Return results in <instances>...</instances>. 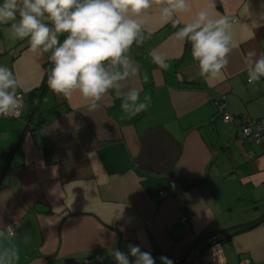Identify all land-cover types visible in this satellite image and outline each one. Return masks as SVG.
Instances as JSON below:
<instances>
[{
  "label": "crops",
  "instance_id": "1",
  "mask_svg": "<svg viewBox=\"0 0 264 264\" xmlns=\"http://www.w3.org/2000/svg\"><path fill=\"white\" fill-rule=\"evenodd\" d=\"M190 3L195 13L207 0ZM214 3V14L235 21L239 43L221 80L199 74L191 45L173 38L178 28L154 6L148 38L128 53L139 71L121 82L124 92L150 94L147 110L128 119L110 90L89 112L78 93L65 100L48 88L23 138L51 63L1 25L0 66L22 81L17 92L26 101L21 119L0 118V180L22 138L0 187V250L18 248L15 264H116L112 249L128 253L129 245L150 252L155 264L161 256L175 264L193 248L204 251L214 234L224 263L264 264V141L242 132L244 117L264 120V78L249 85L244 63L247 52L264 53V0ZM179 18L182 27L192 14ZM151 51L167 58L168 69ZM223 97L232 123L217 113ZM256 221L250 231L232 229ZM12 225L14 237L6 233Z\"/></svg>",
  "mask_w": 264,
  "mask_h": 264
},
{
  "label": "clouds",
  "instance_id": "2",
  "mask_svg": "<svg viewBox=\"0 0 264 264\" xmlns=\"http://www.w3.org/2000/svg\"><path fill=\"white\" fill-rule=\"evenodd\" d=\"M154 6L158 7L159 19L164 24L178 28L173 38L191 45L199 74L207 82L221 80L229 56L239 43L233 35L235 21L214 14V0H207L195 13L190 0H2L0 25L10 24L12 39H27L28 51L33 55L49 53L53 66L47 86L53 93L65 100L78 93L87 110L93 112L101 107L100 101L110 90H115L116 98L122 101V112L131 119L147 110L151 96L145 93L141 99L135 88L124 92L121 82L139 71L128 53L133 44L141 46L148 38L145 25ZM181 14H192V18L178 27L182 23ZM62 35L65 38L61 42ZM149 54L160 69H168L164 55L155 51ZM244 63L249 85L264 78V53L257 56L255 51H249ZM143 79L147 82V73ZM21 87L22 81L13 71L0 66V117L20 115L24 98L17 89ZM11 227H6L9 234ZM4 236L5 230H0V237ZM219 248L217 245L216 249ZM128 249V253L112 249L116 264H155L150 252L136 245H129ZM214 255L217 256V250ZM19 258V250L14 246L0 250V264H15ZM97 260L102 261L103 257ZM160 261L173 264L165 256Z\"/></svg>",
  "mask_w": 264,
  "mask_h": 264
},
{
  "label": "built area",
  "instance_id": "3",
  "mask_svg": "<svg viewBox=\"0 0 264 264\" xmlns=\"http://www.w3.org/2000/svg\"><path fill=\"white\" fill-rule=\"evenodd\" d=\"M22 95V94H20ZM23 107L20 110V115L18 117H0L1 119H21L23 114V109L25 105V97ZM226 98L223 97L220 101L216 103V109L218 115L220 114L227 122H233V117L226 113ZM242 132L244 137L249 138L254 142L264 141V120L262 119H251L244 117L242 119ZM247 130V131H246ZM177 183L172 181L170 183L171 189L177 188ZM171 191H162L160 197L164 200L171 198ZM17 225H12L10 234L9 230H6V233L10 237L16 236ZM222 237L219 234L212 235L207 238V246L204 251H199L198 249L193 248L184 258L178 259L175 264H226L220 260L222 253L221 250ZM219 245L220 248L216 249V246ZM214 250H217V256L214 255ZM241 264H256L249 260H243Z\"/></svg>",
  "mask_w": 264,
  "mask_h": 264
},
{
  "label": "water",
  "instance_id": "4",
  "mask_svg": "<svg viewBox=\"0 0 264 264\" xmlns=\"http://www.w3.org/2000/svg\"><path fill=\"white\" fill-rule=\"evenodd\" d=\"M47 54L49 55V53H47ZM47 79H48V78H47ZM47 89H48V86H47V80H46V82H45V84H44V86H43V88H42V90H41V93H40L39 99H38V101L36 102V104H35V106H34V108H33V111H32V113H31V116H30V118H29V120H28L27 127L25 128V130H24V132H23V134H22V138H23L24 134L26 133V131H27L29 125L32 123L33 118L35 117V115H36L38 109L40 108V106H41V102H42V100H43V97H44V95H45ZM22 138H21V139H22ZM21 139H20V141H19V143H18V145H17V147H16V149H15V151H14V153H13V155H12V157H11V159H10V161H9V163H8V165H7V167H6V169H5V172H4V174H3V176H2V178H1V180H0V187H1L2 183H3V180H4V178H5L6 174H7V172H8V170H9L10 166H11V163H12V160H13V156L15 155V153H16V151H17V149H18V146H19V144H20V142H21ZM196 184H198V183H193L192 185H190L189 188L195 186ZM260 221H261V220H260ZM260 221H256V222L248 223V224H246V225H244V226H243V225H242V226H237V227H234V228H232V229H234V230H238V229H240V228L245 227V229L243 230V232H247V231L252 230L254 227H256Z\"/></svg>",
  "mask_w": 264,
  "mask_h": 264
},
{
  "label": "trees",
  "instance_id": "5",
  "mask_svg": "<svg viewBox=\"0 0 264 264\" xmlns=\"http://www.w3.org/2000/svg\"><path fill=\"white\" fill-rule=\"evenodd\" d=\"M0 35H1V25H0ZM50 66H52V64L50 65ZM50 66H49V71H50ZM36 97L34 96V98L31 100V107L33 108L34 106H35V104H36ZM30 101V100H29ZM215 235V234H214ZM232 235L231 234H229L228 236H227V238H230Z\"/></svg>",
  "mask_w": 264,
  "mask_h": 264
}]
</instances>
